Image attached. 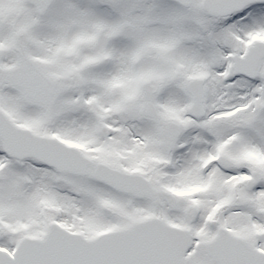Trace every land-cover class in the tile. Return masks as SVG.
I'll return each mask as SVG.
<instances>
[{
	"label": "snow or ice",
	"instance_id": "snow-or-ice-1",
	"mask_svg": "<svg viewBox=\"0 0 264 264\" xmlns=\"http://www.w3.org/2000/svg\"><path fill=\"white\" fill-rule=\"evenodd\" d=\"M0 264H264V0H0Z\"/></svg>",
	"mask_w": 264,
	"mask_h": 264
}]
</instances>
